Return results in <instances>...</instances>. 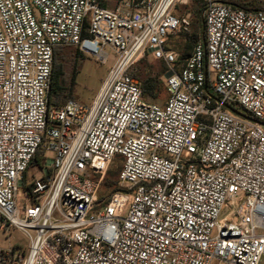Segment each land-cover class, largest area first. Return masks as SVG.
Instances as JSON below:
<instances>
[{
  "label": "built area",
  "instance_id": "2783aa9c",
  "mask_svg": "<svg viewBox=\"0 0 264 264\" xmlns=\"http://www.w3.org/2000/svg\"><path fill=\"white\" fill-rule=\"evenodd\" d=\"M190 6L0 0V234L27 241L0 264H264V6L202 0L204 37L179 61ZM64 47L113 54L89 105L48 102ZM145 56L167 67L161 104L134 76Z\"/></svg>",
  "mask_w": 264,
  "mask_h": 264
},
{
  "label": "rangeland",
  "instance_id": "374dc122",
  "mask_svg": "<svg viewBox=\"0 0 264 264\" xmlns=\"http://www.w3.org/2000/svg\"><path fill=\"white\" fill-rule=\"evenodd\" d=\"M230 1V0H229ZM240 3H248L252 0H233ZM256 5H264V0H253ZM117 0H104V4L108 8L114 7ZM194 6L193 0H191V6L189 9H187L188 13L191 15V12L189 10H192ZM183 12V8L178 7L177 13ZM192 18V15H191ZM201 40V36H199V32L197 30L196 26H193L191 28L190 37L188 38L185 35H178L177 37L170 40V48L174 50V52L177 54L178 58H185L187 57L191 49H186L185 44L189 40ZM62 54L64 56V59L62 60V69L64 73V81L66 84V89H69V82L70 79L75 73L74 77V85L70 87V90L65 92L66 97L63 98V101H60V103H63L64 101L68 99H75L79 103L84 105H89L96 94L101 81L105 77L107 70L113 63V54L109 49H105V52L107 53V60L105 63L101 64L99 61L95 59L93 56H86L81 55L79 52L76 53V50L72 47H64L61 49ZM166 65L163 64L160 61H155L151 59L150 57L145 56L143 59H141L138 63L134 66V75L138 79L147 78V77H155L159 80L160 84L158 86V92L156 97L154 98H148L145 97L146 101L149 102H156L158 104H161L165 101L166 92L163 89V85H161V78L163 79V72L166 70ZM241 111V110H240ZM35 169H29L27 173L25 174L24 178L27 177V175H31L35 173ZM117 167L113 164L109 166L108 172L106 174L107 177L114 179L116 181L117 177ZM39 173V172H37ZM115 188H100V195H108L113 192ZM117 189V187H116ZM18 197L22 198V191L21 189L18 192ZM10 244H20L22 246H27V241L22 237L21 234H19L15 230H11L9 234V240H5L4 236L0 234V246L5 247Z\"/></svg>",
  "mask_w": 264,
  "mask_h": 264
},
{
  "label": "trees",
  "instance_id": "16d2710c",
  "mask_svg": "<svg viewBox=\"0 0 264 264\" xmlns=\"http://www.w3.org/2000/svg\"><path fill=\"white\" fill-rule=\"evenodd\" d=\"M194 6L192 10H189L192 15V27L196 26L197 30L199 32V36H201V40L204 37V30H203V24L200 19V14L202 10V0H193ZM229 3H231L234 6H237L241 9L244 10H257L260 9L264 5H256L255 2L249 1L248 3H240L237 1L230 0ZM188 38L190 37L187 36ZM199 40H189L185 44V48L188 49H193L195 46L196 42ZM62 48H56L53 52V59H52V69H51V76H50V85H49V91H48V102L53 105H61L63 103H60V101H63V98L66 97L65 92L66 90L69 91L70 87L74 85V77L75 73H73L70 82H69V89H66V84L64 81V73H63V67H62V60L64 59V56L61 51ZM76 50V49H75ZM76 53L78 51L76 50ZM191 53V52H190ZM186 58V57H185ZM184 58H178L179 61H181ZM162 75V74H161ZM135 76V75H134ZM136 77V76H135ZM137 78V77H136ZM138 79V78H137ZM140 83V89L143 98L145 97L148 98H154L157 95L158 92V86L160 84L159 80L155 77H147V78H142L138 79ZM162 81V78H161ZM161 85H163V81L161 82ZM163 89L166 92L164 85ZM167 95V94H166ZM166 99V97H165ZM75 100V99H73ZM37 157L35 156L33 158V162L37 161ZM119 161V158H116L113 165L117 166V163ZM108 172V171H107ZM107 174V173H106ZM101 187L105 188H115L113 191H116V181L114 179H111L107 176L104 177V180L101 184Z\"/></svg>",
  "mask_w": 264,
  "mask_h": 264
},
{
  "label": "water",
  "instance_id": "95a60500",
  "mask_svg": "<svg viewBox=\"0 0 264 264\" xmlns=\"http://www.w3.org/2000/svg\"><path fill=\"white\" fill-rule=\"evenodd\" d=\"M227 109H228L230 112H232L233 114L237 115V116L243 117L244 119H246V120H248V121H251V122H254V123H258V124H260V123L257 122L256 120H254V119H252V118H250V117H248V116L243 115L242 113H240V112L237 111V110H234V109L229 108V107H227ZM260 125L264 126V124H260Z\"/></svg>",
  "mask_w": 264,
  "mask_h": 264
}]
</instances>
